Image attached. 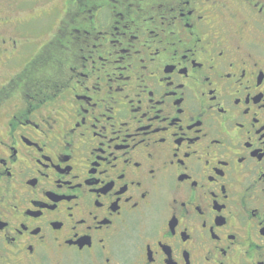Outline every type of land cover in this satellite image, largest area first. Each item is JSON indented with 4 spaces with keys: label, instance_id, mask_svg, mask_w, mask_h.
Wrapping results in <instances>:
<instances>
[{
    "label": "flooded vegetation",
    "instance_id": "1",
    "mask_svg": "<svg viewBox=\"0 0 264 264\" xmlns=\"http://www.w3.org/2000/svg\"><path fill=\"white\" fill-rule=\"evenodd\" d=\"M26 3L0 0V264H264V0Z\"/></svg>",
    "mask_w": 264,
    "mask_h": 264
},
{
    "label": "rangeland",
    "instance_id": "2",
    "mask_svg": "<svg viewBox=\"0 0 264 264\" xmlns=\"http://www.w3.org/2000/svg\"><path fill=\"white\" fill-rule=\"evenodd\" d=\"M4 3L6 2H13L15 1L17 4H21V2H26V4L24 5H27V4H32V3H35V2H45L46 4L47 3H54V4H57L60 0H2ZM27 10V9H26Z\"/></svg>",
    "mask_w": 264,
    "mask_h": 264
}]
</instances>
